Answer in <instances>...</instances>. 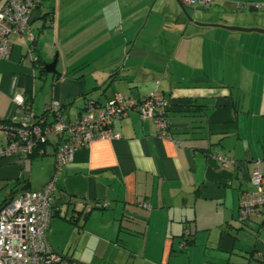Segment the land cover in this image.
I'll return each mask as SVG.
<instances>
[{"label": "crops", "instance_id": "1", "mask_svg": "<svg viewBox=\"0 0 264 264\" xmlns=\"http://www.w3.org/2000/svg\"><path fill=\"white\" fill-rule=\"evenodd\" d=\"M158 1L43 0L30 15L34 52L13 34L0 59V126L22 121L17 95L52 123L54 102L75 119L117 92H163L172 138L131 111L112 125L119 138L94 141L60 169L52 248L83 264H264V207L239 220L252 173L264 175V33L197 25L176 0ZM258 1L186 8L201 22L264 29V17L227 15L234 2ZM56 54L58 72H41ZM6 138L0 128V146ZM59 143L52 135L28 168L24 155L0 160L11 184L1 202L50 180Z\"/></svg>", "mask_w": 264, "mask_h": 264}, {"label": "built area", "instance_id": "2", "mask_svg": "<svg viewBox=\"0 0 264 264\" xmlns=\"http://www.w3.org/2000/svg\"><path fill=\"white\" fill-rule=\"evenodd\" d=\"M42 1L6 0L0 8V59H10L13 34L26 35L29 51L34 52L35 36L30 30V15ZM181 2L188 7L205 8L216 0ZM249 6L264 11V1L237 3L238 8ZM32 59L34 63L39 62L37 56ZM14 99L23 106L25 115L18 124L3 123L0 126L7 133L6 143L0 146V160L12 154L24 155V167L28 168L34 155L46 153L44 145L52 135L59 137L60 143L55 154L56 169L50 180L39 189L24 190L0 203V264H83L54 250L49 241L60 169L73 160L76 151L90 147L94 141L119 138L120 133L113 131L112 125L131 111L138 112L142 120L152 121L160 137L172 138L170 100L159 90L141 99L125 98L117 92L104 104L89 103L75 119L67 117L63 107L54 102L49 110L54 121L48 123L36 114L22 95ZM213 158L223 165L233 162L220 151L213 154ZM250 183L254 189H247L240 196V221L249 219L264 207V175L255 170ZM145 206L148 207L147 204Z\"/></svg>", "mask_w": 264, "mask_h": 264}, {"label": "water", "instance_id": "3", "mask_svg": "<svg viewBox=\"0 0 264 264\" xmlns=\"http://www.w3.org/2000/svg\"><path fill=\"white\" fill-rule=\"evenodd\" d=\"M180 9L182 10V12L185 14V16L187 17V19L197 25H201V26H221V27H225V28H229V29H236V30H241V31H258V32H262L264 33V29L262 28H257V27H240V26H227V25H223L220 23H212V22H201L199 20H197L196 18H194L191 14L188 13L186 6L181 2V0H176ZM214 12H217V10H213ZM252 12H258V9L254 8V7H250L248 9V13H252ZM57 63H58V55L56 56V59L48 64H45L43 67L44 69L51 74H55L57 73Z\"/></svg>", "mask_w": 264, "mask_h": 264}, {"label": "rangeland", "instance_id": "4", "mask_svg": "<svg viewBox=\"0 0 264 264\" xmlns=\"http://www.w3.org/2000/svg\"><path fill=\"white\" fill-rule=\"evenodd\" d=\"M161 1L162 0H160V1H158V3H157V5H160V3H161ZM236 2H240V1H236ZM236 2H234V6L233 7H229L228 9H227V15L228 16H235V15H237V14H243V13H247L248 12V9H245L244 8V10H240V9H237L236 7H235V3ZM258 2H262V1H258ZM194 8H197V7H194ZM204 10H206V9H204ZM209 10H215V8L214 7H212V8H207V11H209ZM248 15L249 16H254V17H264V11L263 10H258V12H252V13H248ZM264 22H262V24H263ZM229 26H232V25H229ZM237 26V25H236ZM58 54H56V56H57ZM56 56H55V58L53 59V61L56 59ZM53 61H51V62H53ZM50 62V63H51ZM25 171V170H24ZM27 172V171H26ZM26 172H24V173H26ZM7 184V182L6 181H1L0 180V203H1V201L5 198V196L7 195L6 194V192H7V190H8V188L7 187H10L11 186V184H9V185H6Z\"/></svg>", "mask_w": 264, "mask_h": 264}, {"label": "trees", "instance_id": "5", "mask_svg": "<svg viewBox=\"0 0 264 264\" xmlns=\"http://www.w3.org/2000/svg\"><path fill=\"white\" fill-rule=\"evenodd\" d=\"M34 64H35V66L38 67V68H40V66H41L39 62H38V63H34ZM40 70H41V72H45V69L42 68V67H41ZM47 113H48V112H47ZM44 117H45V116H44ZM4 201H5V200H4Z\"/></svg>", "mask_w": 264, "mask_h": 264}]
</instances>
